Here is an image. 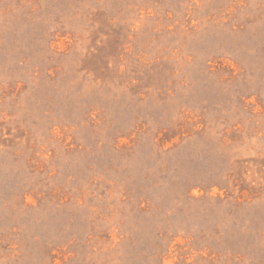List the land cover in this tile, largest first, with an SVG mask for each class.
I'll return each instance as SVG.
<instances>
[{
    "label": "rangeland",
    "instance_id": "374dc122",
    "mask_svg": "<svg viewBox=\"0 0 264 264\" xmlns=\"http://www.w3.org/2000/svg\"><path fill=\"white\" fill-rule=\"evenodd\" d=\"M0 264H264V0H0Z\"/></svg>",
    "mask_w": 264,
    "mask_h": 264
}]
</instances>
